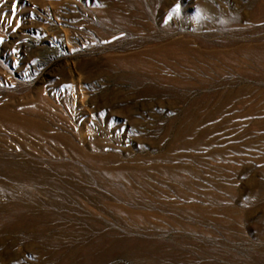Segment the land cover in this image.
<instances>
[{"label":"rangeland","instance_id":"obj_1","mask_svg":"<svg viewBox=\"0 0 264 264\" xmlns=\"http://www.w3.org/2000/svg\"><path fill=\"white\" fill-rule=\"evenodd\" d=\"M136 1L0 0V106L87 156L0 171V264H264V0Z\"/></svg>","mask_w":264,"mask_h":264},{"label":"bare ground","instance_id":"obj_2","mask_svg":"<svg viewBox=\"0 0 264 264\" xmlns=\"http://www.w3.org/2000/svg\"><path fill=\"white\" fill-rule=\"evenodd\" d=\"M166 1L168 0H165L163 2V0H137L136 2H132V6L134 4V6L136 5L138 8H141V15L140 17H138V20H148L149 18H154L156 16V12H157V9L159 8V6L161 7V5H163ZM129 2V1H128ZM131 3V2H129ZM167 3V2H166ZM165 3V4H166ZM205 5V4H204ZM118 6H121V5H118ZM128 6V5H127ZM166 6V5H165ZM116 7V6H115ZM124 7V6H123ZM164 7V6H163ZM113 8V7H112ZM111 8V9H112ZM117 8V7H116ZM122 8V7H121ZM204 8H206L204 6ZM114 9V8H113ZM124 9H126V7H124ZM134 9V8H133ZM161 9V8H160ZM136 10V9H135ZM215 10V9H214ZM113 11V10H112ZM117 11V10H115ZM109 12V11H108ZM120 12V11H119ZM118 12V14H120ZM126 12V11H125ZM132 12V11H131ZM159 12V11H158ZM168 12V11H167ZM170 12V10H169ZM217 12V11H216ZM129 14L125 15V17L128 19V20H134L136 19L134 17V15L130 12H128ZM137 13V12H136ZM211 13V12H210ZM122 14V13H121ZM171 15V13H169ZM219 14V13H218ZM123 15V14H122ZM121 15V16H122ZM123 15V16H124ZM178 15V14H177ZM211 15V14H210ZM175 16V15H174ZM181 16V15H180ZM171 17H169L170 19ZM174 18V17H172ZM168 19V18H167ZM130 20V21H131ZM171 20V19H170ZM169 20V22H170ZM149 21V20H148ZM148 21L146 22L148 24V28L151 27V24H150V27H149V23ZM156 21V20H155ZM133 22V21H132ZM136 22V21H135ZM145 22V21H144ZM144 24V23H143ZM146 24V25H147ZM168 24V23H167ZM139 25V24H138ZM154 25V24H153ZM152 25V27H153ZM160 25V24H159ZM163 26V25H162ZM143 27V26H142ZM157 27V26H156ZM160 28V27H159ZM151 31V30H150ZM158 50H161V49H158ZM161 52V51H160ZM140 58V57H139ZM133 66V65H132ZM135 66V65H134ZM156 69V68H155ZM39 98H41V96L39 97L38 96V100ZM36 100V99H35ZM37 101V100H36ZM32 102H35L34 100ZM40 102V101H39ZM37 102V103H39ZM36 103V102H35ZM34 103V104H35ZM47 103V102H46ZM32 104V103H31ZM49 104V103H48ZM43 106H45L44 104H42ZM39 106V105H37ZM52 106V105H50ZM41 107V106H40ZM44 109V107H42ZM48 108V106H47ZM50 108H48V111ZM54 109V108H53ZM46 110V109H45ZM55 110V109H54ZM47 111V110H46ZM47 111V112H48ZM22 112V111H21ZM16 109H13V108H9V107H2L0 106V134L3 135V134H9V135H12V137L15 139L16 143L20 145V148L22 149V152H24V154H18L17 156H11V155H7L9 152H7V148H6V143L4 142L3 138H0V171H7L10 175H16L20 178H26L27 175L25 174H28L30 171L31 168H35L37 170V172L39 173H43V172H47L50 171L49 169H47L46 167H43L41 161L37 160L35 158V160H30L25 156V153H29L31 152L32 150H34L35 152H43V153H50V145L52 142H58V143H61L62 145V149L63 147H65V149H67L70 154H73V155H77L81 158H85L87 157L83 152H82V148L80 147H77L76 144L73 143V141L71 140L72 137H69L67 136L68 134H70L71 132V127L70 128H67V130L69 129L70 132L65 135V134H61V133H57L56 131L55 132H52L50 131L49 129V126L47 121L44 119V117H42V115L40 117H37V115L33 116V115H30V114H26V113H21ZM53 112V111H51ZM50 113V112H49ZM45 114V113H44ZM43 114V115H44ZM52 115H54L53 113H51ZM57 114V113H56ZM50 116V115H49ZM60 116V115H59ZM46 117V116H45ZM53 117V116H52ZM50 118V117H49ZM63 118V117H62ZM51 119V118H50ZM57 119V118H56ZM64 120L66 118H63ZM61 119V120H63ZM48 120V118H47ZM52 120V119H51ZM50 120V122H52ZM61 121L62 123L64 122ZM67 120V121H66ZM65 121L68 122V119H66ZM49 122V121H48ZM58 122V121H57ZM59 123V122H58ZM68 124V123H67ZM67 124H64V128L66 127L65 125ZM54 126H61V125H56L55 123L53 124ZM63 125V124H62ZM72 125V124H71ZM69 125V126H71ZM68 126V127H69ZM63 127V126H61ZM66 129V128H65ZM53 130V129H52ZM54 130H57V129H54ZM60 130V128H59ZM68 130V131H69ZM73 133V132H72ZM55 146V145H54ZM59 147V146H58ZM14 148V147H13ZM56 148V147H54ZM53 148V149H54ZM7 149V150H6ZM12 149V148H11ZM14 150V149H13ZM17 151V149H15ZM57 150V148H56ZM7 154H6V152ZM51 151H53L51 149ZM54 152V151H53ZM56 153V152H54ZM66 153V152H65ZM33 155V152L30 153ZM59 154H62V153H59ZM64 154V153H63ZM69 154V155H70ZM36 155V154H35ZM41 155V153H40ZM68 155V156H69ZM34 156V155H33ZM38 156V155H37ZM36 156V157H37ZM59 156V155H58ZM43 157V156H42ZM46 157V156H44ZM63 157V156H62ZM67 157V156H66ZM115 157V156H114ZM113 157V158H114ZM56 158V157H55ZM59 158V157H58ZM70 158V157H69ZM72 158V157H71ZM77 157L74 156V160L76 161ZM73 159V158H72ZM49 160V159H48ZM80 160V159H79ZM78 160V161H79ZM112 161V160H110ZM114 161V160H113ZM109 162V161H108ZM115 162V161H114ZM46 164H44L45 166ZM48 167V165H46ZM126 166V165H125ZM125 166L123 165H115L114 167H110V168H107L109 169L110 172L112 173H117V172H120L121 170L125 169ZM50 168L52 170H54L55 172L58 171L59 172H71L72 170V167L69 166V165H66V164H56V165H52V167L50 166ZM106 169V168H105ZM128 169V167H127ZM53 172V171H52ZM39 173V174H40ZM37 174V173H36ZM59 174V173H58ZM57 174V175H58ZM42 175V174H41ZM54 175V174H53ZM63 175V174H62ZM66 175V174H64ZM4 176V174H3ZM44 176V175H43ZM48 176V175H47ZM60 176V175H59ZM73 176V174L71 175ZM10 177V176H9ZM31 178H26L27 181L32 184V185H45L46 183V179L45 178H37V176H30ZM58 177V176H56ZM64 177V176H62ZM68 177V175L66 176ZM69 177H70V174H69ZM75 177V176H74ZM13 178V177H12ZM50 179V177H47ZM59 178V177H58ZM72 178V177H71ZM70 178V179H71ZM10 179V178H9ZM53 179V178H51ZM62 179V178H60ZM12 180V179H11ZM14 180V179H13ZM67 180V179H66ZM65 180V181H66ZM64 181V180H63ZM63 182L66 183V182ZM19 182V181H18ZM62 182V181H60ZM68 183H69V180H68ZM61 184V185H63ZM5 185V184H4ZM51 185V184H50ZM1 186V185H0ZM39 186V187H40ZM66 186V185H64ZM40 188H43V187H40ZM40 188H39V191H40ZM45 188V187H44ZM53 188V187H52ZM52 188H49L52 190ZM66 188V187H65ZM6 189V188H5ZM23 189V188H22ZM37 189V188H36ZM27 190V189H26ZM55 190V189H54ZM61 190V188H60ZM59 190V191H60ZM141 190V189H140ZM58 191V190H57ZM65 191V190H64ZM53 192V191H52ZM144 192H148V191H145ZM28 193V192H27ZM143 193V192H142ZM147 194V193H145ZM66 195V194H64ZM148 195V194H147ZM40 198V197H39ZM67 200V198H66ZM30 201V200H29ZM40 203V202H39ZM34 204V203H33ZM42 203L38 204V205H41ZM145 219V218H144Z\"/></svg>","mask_w":264,"mask_h":264}]
</instances>
